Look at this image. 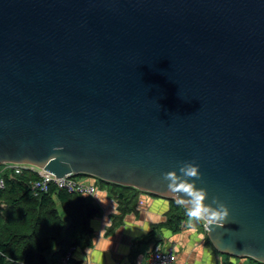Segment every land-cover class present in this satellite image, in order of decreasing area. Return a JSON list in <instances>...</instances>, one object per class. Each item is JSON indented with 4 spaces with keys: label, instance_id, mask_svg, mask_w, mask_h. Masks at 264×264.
Segmentation results:
<instances>
[{
    "label": "water",
    "instance_id": "95a60500",
    "mask_svg": "<svg viewBox=\"0 0 264 264\" xmlns=\"http://www.w3.org/2000/svg\"><path fill=\"white\" fill-rule=\"evenodd\" d=\"M5 162L187 209L163 174L198 165L213 247L264 263V0H0Z\"/></svg>",
    "mask_w": 264,
    "mask_h": 264
},
{
    "label": "trees",
    "instance_id": "16d2710c",
    "mask_svg": "<svg viewBox=\"0 0 264 264\" xmlns=\"http://www.w3.org/2000/svg\"><path fill=\"white\" fill-rule=\"evenodd\" d=\"M2 176L0 264H59L69 250L91 244L93 229L90 220L100 213V207L90 196L56 190L54 187L47 193L35 195L30 189V181L35 173L30 170H23L19 174L8 170ZM95 178L94 183L100 188L106 185L109 195L118 202L120 213L114 218L115 222L133 210L138 194L144 192L99 178L98 183ZM169 200L170 208L164 225L176 230L188 209L172 198ZM207 241L211 243L208 237ZM250 259L254 262V259Z\"/></svg>",
    "mask_w": 264,
    "mask_h": 264
},
{
    "label": "crops",
    "instance_id": "0c3cea01",
    "mask_svg": "<svg viewBox=\"0 0 264 264\" xmlns=\"http://www.w3.org/2000/svg\"><path fill=\"white\" fill-rule=\"evenodd\" d=\"M84 180L94 182L91 177ZM98 189L91 197L100 207V213L90 220L91 244L73 249L71 259L76 264H144L156 245L173 250L174 264H255L247 257L217 251L207 241L205 221L189 226L186 215L176 230L164 225L170 200L163 196L139 193L133 210L115 222L120 213L118 202L106 188Z\"/></svg>",
    "mask_w": 264,
    "mask_h": 264
},
{
    "label": "built area",
    "instance_id": "2783aa9c",
    "mask_svg": "<svg viewBox=\"0 0 264 264\" xmlns=\"http://www.w3.org/2000/svg\"><path fill=\"white\" fill-rule=\"evenodd\" d=\"M12 171L15 174L23 170H30L35 177L30 181V189L35 195L47 193L51 187L56 190L75 192L85 196L94 197L98 192V186L94 182L76 178L73 174L57 177L53 173L28 163L5 162L0 168V188L4 187L2 174L5 171ZM206 229V224L204 225ZM73 249L69 250L60 260L59 264H76L71 259ZM175 256L171 248L163 249L159 245L154 246L144 264H174Z\"/></svg>",
    "mask_w": 264,
    "mask_h": 264
},
{
    "label": "clouds",
    "instance_id": "9594fccd",
    "mask_svg": "<svg viewBox=\"0 0 264 264\" xmlns=\"http://www.w3.org/2000/svg\"><path fill=\"white\" fill-rule=\"evenodd\" d=\"M179 172L182 175L178 176L176 172H167L163 175L164 179L169 182L167 188L170 193H183L191 198V207L187 211L189 226L194 221H206L209 224L222 221L228 215V209L223 204H219L215 198H213L212 204H218V208L205 205L203 201L207 195L206 190L194 187L195 180L200 179L198 165L184 164L180 167ZM182 177L189 178L191 182ZM192 178H195V180ZM218 226H222V224H218Z\"/></svg>",
    "mask_w": 264,
    "mask_h": 264
},
{
    "label": "rangeland",
    "instance_id": "374dc122",
    "mask_svg": "<svg viewBox=\"0 0 264 264\" xmlns=\"http://www.w3.org/2000/svg\"><path fill=\"white\" fill-rule=\"evenodd\" d=\"M3 167V163H0V168ZM76 178H79V179H85L86 177H91V176H81V175H74ZM91 178H94V177H91ZM96 179V182H98V178H95ZM99 183V182H98ZM103 187L106 188V185H103ZM145 192V191H144ZM146 193H149V192H146ZM250 259V257H247ZM251 260V259H250ZM254 263H261V264H264L262 262H259L257 260H254Z\"/></svg>",
    "mask_w": 264,
    "mask_h": 264
}]
</instances>
